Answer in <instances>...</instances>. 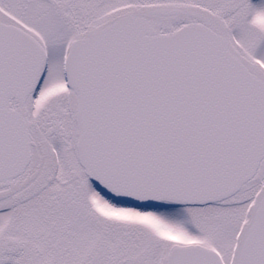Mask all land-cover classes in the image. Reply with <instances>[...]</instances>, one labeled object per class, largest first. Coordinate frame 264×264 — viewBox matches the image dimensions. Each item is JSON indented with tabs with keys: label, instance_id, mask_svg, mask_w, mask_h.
<instances>
[{
	"label": "snow or ice",
	"instance_id": "6c2138e0",
	"mask_svg": "<svg viewBox=\"0 0 264 264\" xmlns=\"http://www.w3.org/2000/svg\"><path fill=\"white\" fill-rule=\"evenodd\" d=\"M0 264H264V0H0Z\"/></svg>",
	"mask_w": 264,
	"mask_h": 264
}]
</instances>
